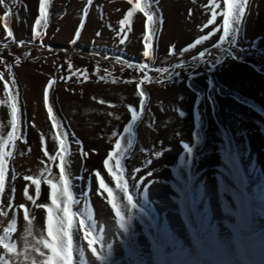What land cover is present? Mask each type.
Wrapping results in <instances>:
<instances>
[{
  "label": "snow or ice",
  "instance_id": "obj_1",
  "mask_svg": "<svg viewBox=\"0 0 264 264\" xmlns=\"http://www.w3.org/2000/svg\"><path fill=\"white\" fill-rule=\"evenodd\" d=\"M93 3L94 0H84L81 5L80 24L71 43L75 44L79 38ZM251 3L252 0H208L207 10L210 14L206 23L200 27L206 29L212 26L211 30L206 34H198L193 42L180 48L179 55L175 47L170 45L167 54L175 58L176 62L169 63L168 67H155L154 71L158 75L154 80L149 76V63L133 64L122 61L120 56L115 57V61L121 64L122 71L128 68L143 75L123 81L135 83L139 110L132 105L126 106L127 122L123 124L122 131L111 132L110 141L114 138V143L102 161L103 171L110 177L114 187L106 183L101 170L91 171V175L95 177L97 196L105 199L106 204L110 206L114 218V235L111 228L106 229L103 225L99 233L97 232L93 212L86 202L83 207L74 210L78 201L72 192V181L81 177L72 175L70 145L75 143L80 147L81 142L74 136L69 138V131L54 112V106L50 105V87L54 85L55 78L51 76L48 78L43 85V108L46 110L47 120L51 122V128L57 133L51 137L54 149L52 152L46 150V138L41 134L39 150L47 158L48 163L45 164V161L41 160L40 163L44 167L38 175L22 177L26 182L22 191L24 202L14 203L13 184L7 204L8 210H13V216L17 215V211L23 212V219L26 222L23 236L31 237V243L30 245L25 243L23 248L19 247L12 239V234L16 231V220H8L0 232V264H78L74 257H79L80 264H83L84 249L80 247L81 241L87 242V250L91 252L94 264H264V170L249 165V173L258 172L261 177L259 182L250 181L242 169V158L247 157V152H241L240 146L235 142V137H241L242 142L246 140L247 130L240 129L233 133L215 118L218 107L216 96L231 98L234 102L249 107L250 110L256 109L255 105H248L245 97L218 84L214 79L217 70L221 69L226 61L243 62V54L246 52L250 54L251 49L255 48V41L250 42V48L240 45V33ZM14 7H17V0H0V9L3 10L0 14V25L5 36V40L0 42V66L4 68V71L0 72V88L3 93L0 105L7 109L6 134L0 131V196L9 190L8 174L11 173L13 182L17 178L11 162L15 155L16 142L24 139L27 129L13 64L19 65L22 58L30 56V51L16 54L11 51V46L14 44L17 48H24L25 45L31 46L37 40L43 39L50 22L51 0H38V14L31 25V35L28 39L17 40L10 27L9 20ZM191 14L192 10L189 9V17ZM136 15L143 18L142 56L154 61L153 40L162 22L158 0H126V10L122 12V19L118 21V35H127ZM218 16L221 17V21L216 24L214 21ZM217 33L218 39L211 43L210 47H204L196 55H192L190 60L183 59L185 53L209 41ZM96 35L99 36L100 33L97 32ZM119 43L124 44L125 40L120 39ZM4 50L12 57V63L4 58ZM66 63L70 74L76 76L77 82H80V77L84 80L89 79V73L85 69H74L71 62ZM177 70H187L184 80L180 79L181 73ZM202 74H205L206 92L197 90L193 84V81ZM92 75L104 82H109V79L111 83L121 82L120 77L112 75L107 70L105 75H99L98 69H94ZM61 79L66 81L68 77L62 76ZM177 81L185 83L195 97L191 109L195 124L191 132V143L179 140L181 158L186 161L187 176L186 179H180L178 185L172 186L167 202L153 201L148 197V189L158 181L148 179L145 183V180L154 173L146 171L145 175L137 179L142 167H134L129 176L121 164V159L132 150L134 125L141 121L145 114L148 94L142 85ZM177 99L183 101L184 97L180 95ZM202 102H206L211 109L218 137L215 151L218 153L220 163L212 166L214 183L211 185L206 179H201L203 171H197L199 154L194 157V151L202 138L200 129L204 126L199 111ZM96 103L104 104L105 101L100 99ZM174 111L180 118L187 115L179 106H176ZM107 115L112 117L113 113L108 112ZM235 116L236 126L239 127L242 117L239 113H235ZM115 119L119 121L120 116H116ZM256 123L261 124L259 121ZM149 126H152L151 122ZM32 127H35V124ZM259 131L264 135V125L260 126ZM176 135L179 136V132ZM160 144L161 150L153 148L149 151L143 147L139 149L149 157L142 162L143 164L150 165L152 162L150 157L159 158L163 151H171L170 147L165 149L163 143ZM80 155L81 158H87L89 153L80 147ZM114 159L116 168L112 166ZM53 164L58 170V175L53 174ZM41 184H45L48 189L45 203L37 200L41 194ZM82 195L86 198L88 191ZM26 203H30L31 207H26ZM157 203L161 205L163 211L157 210ZM33 208L44 213L43 226L38 234L33 225L35 218ZM169 212L176 215L175 223L168 219ZM7 216L8 211L0 205V217ZM134 222L138 223L139 230L134 227ZM105 232L112 236L111 240H106ZM138 237H143V242L138 240ZM117 241V249H122V255L118 257L114 256V244Z\"/></svg>",
  "mask_w": 264,
  "mask_h": 264
},
{
  "label": "rangeland",
  "instance_id": "obj_2",
  "mask_svg": "<svg viewBox=\"0 0 264 264\" xmlns=\"http://www.w3.org/2000/svg\"><path fill=\"white\" fill-rule=\"evenodd\" d=\"M84 0H51L50 22L42 40H37L31 46L17 48L14 44L11 51L20 54L23 51H30V56L22 58L19 65L13 64V72L17 80V91L19 93L21 110L27 121V129L24 139L16 142L15 155L11 162V167L17 173V178L13 182L11 173L8 174L9 190L0 196V205L8 211L7 217H0V232L10 219L16 220V231L12 234V239L23 248L25 243L30 245L31 237H24L26 222L23 219V212L17 211L13 216L8 210L7 204L10 189L14 184V203L20 204L23 201L22 191L25 181L24 175L39 174L44 167L41 160L48 163L47 158L39 150V137L43 134L46 138V150L52 152L54 142L52 136L57 133L51 128V122L47 120L46 110L43 108V85L48 78L54 77L55 83L50 87V105L54 106V112L62 120L64 127L72 136L81 142L82 150L88 152L87 158H81L80 147L75 143L70 145L71 150V172L73 177L72 192L78 203L74 210L84 206L86 202L93 212V218L97 223V232L103 225L111 228L114 235V218L111 214L110 206L105 199L97 196L95 177L91 175L93 169L101 170L106 183L114 187L110 177L103 171L102 161L114 143V138L110 141L111 132L122 131L123 124L127 122V105L137 107L139 110L138 98L135 95V83H124L132 77H142V73H136L132 69L124 68L115 61L116 56H120L122 61L129 63H149V76L153 80L158 75L155 67H168L169 63L176 62L175 58L167 54L168 47L174 46L177 54L179 49L186 47L193 42L198 34H206L212 26L201 29V25L206 23L210 14L207 10L208 0H158L162 22L159 31L153 40V50L155 59L149 60L142 56L143 51V18L136 15L133 19L131 29L127 35H118L119 19H122V12L126 10V0H94L89 11L85 25L82 27L79 38L75 44L71 43L75 30L79 26L80 7ZM100 5L101 7H98ZM189 9L192 14L189 17ZM0 9V14H2ZM18 13V17H17ZM38 14V0H17V7L13 8V15L9 20L10 27L17 40L28 39L31 35V25ZM221 17H217L214 23L219 24ZM100 35L97 36L96 33ZM124 39L125 43L120 44L119 40ZM218 39V33L213 35L209 41L197 46L184 54L183 59L190 60L192 55H196L204 47H210ZM5 40V36L0 25V42ZM255 41V48L250 54H243V62L228 60L221 69H218L214 79L220 85L238 92L239 95L247 99L248 105H255V110H250L242 104L234 102L231 98L216 96L217 110L215 118L221 124L236 133L240 129L247 130L246 140L235 137V142L240 146L241 152H247V157L242 158V169L249 176L250 181L259 182L261 177L258 172L249 173V165L253 168L264 170V135H261L259 128L264 125V0H252L249 14L243 23V30L240 33V45L250 48V42ZM43 47H39V45ZM51 49V51H49ZM104 57H108L105 59ZM4 58L12 63V57L8 51L4 50ZM71 62L74 69H85L89 73V79L80 77L77 82L76 76L70 74L68 64ZM59 66V68L57 67ZM98 69L99 75H105V70L112 75L120 77L119 83L104 82L92 75L93 70ZM4 71L0 66V72ZM181 73L180 79H185L187 70H177ZM6 75V74H5ZM62 76L68 79L62 80ZM163 79V78H162ZM205 74L199 75L193 84L197 90L205 91L207 86L204 83ZM147 95V105L142 120L134 125V144L132 150L121 159V164L126 172L131 176L134 167H142L137 175H145L146 171H152L154 175L148 179L158 181L153 183L148 189V197L153 201L167 202L170 189L173 185H178L180 179H186V161L182 160V150L179 147V140L183 139L191 143V132L195 124L191 109L194 104V94L186 87L185 83L179 81L175 83H145L142 85ZM184 97L183 101L177 99ZM0 99H3L2 88H0ZM104 100V104L96 103L97 100ZM179 106L187 115L180 118L174 111ZM163 109V110H161ZM199 111L204 121V126L200 129L202 138L200 144L194 151V157L199 154L197 171H203L201 179H206L208 184H213V165H219L218 153L215 145L218 143L216 136V125L211 109L206 102L199 105ZM108 112L113 116L109 117ZM235 113H239L242 119L237 127ZM120 116V120L115 117ZM259 121L261 124H257ZM7 109L0 105V131L6 134ZM151 122V127L149 123ZM35 124V127L32 125ZM179 132V136H177ZM165 149L162 156L150 157L151 164H143L148 156L141 153V147L151 151L153 148L161 150V144ZM92 150H95L93 152ZM211 152V155H209ZM23 153V154H22ZM113 168L117 167L115 159L112 162ZM167 166V167H165ZM54 175H58V170L52 165ZM34 191V189H33ZM88 191L85 198L82 193ZM48 189L45 184H41V194L37 197L38 202H47ZM106 197V194H105ZM26 207H31L26 203ZM158 211H163L159 203L156 204ZM33 225L37 234L43 226L44 213L40 209H32ZM168 219L176 222V215L168 213ZM182 222V221H181ZM134 227L138 229V223L134 222ZM106 240H111L112 236L105 232ZM143 242V237H138ZM118 241L114 244V256L122 255V249H117ZM98 247L99 245H95ZM80 247L84 249L83 264H94L91 252L87 250V242L81 241ZM23 259V258H21ZM80 264V258L74 257Z\"/></svg>",
  "mask_w": 264,
  "mask_h": 264
}]
</instances>
